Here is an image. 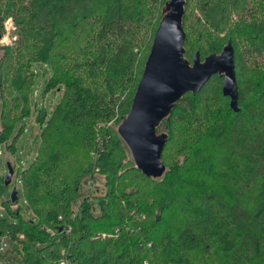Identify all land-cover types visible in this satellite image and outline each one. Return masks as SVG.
<instances>
[{
  "label": "trees",
  "instance_id": "16d2710c",
  "mask_svg": "<svg viewBox=\"0 0 264 264\" xmlns=\"http://www.w3.org/2000/svg\"><path fill=\"white\" fill-rule=\"evenodd\" d=\"M167 1L0 0V39L9 20L16 28L13 43L0 44V148L15 156L26 120L38 113L42 125L35 161L18 167L33 216L18 200L6 205L12 221L0 216L19 264H264V0H187L186 57L204 60L231 41L240 110L219 75L187 94L162 124L165 175L133 170L159 184L156 204L119 196L127 157L117 126ZM37 65L50 75L47 90L62 91L50 117L31 104ZM173 141L184 162L172 166ZM97 171L109 191L82 197Z\"/></svg>",
  "mask_w": 264,
  "mask_h": 264
},
{
  "label": "water",
  "instance_id": "95a60500",
  "mask_svg": "<svg viewBox=\"0 0 264 264\" xmlns=\"http://www.w3.org/2000/svg\"><path fill=\"white\" fill-rule=\"evenodd\" d=\"M187 0H170L162 9L150 55L144 67L128 115L118 126V134L129 147L136 168L146 177L161 179L167 170L163 153L169 134L158 129L169 121L179 102L189 93L197 95L213 76L223 78V94L230 106L239 112L235 50L230 41L220 54L202 60L197 52L192 60L186 58L184 30ZM14 176L11 164L5 176L8 186ZM14 190L11 201L16 203Z\"/></svg>",
  "mask_w": 264,
  "mask_h": 264
},
{
  "label": "rangeland",
  "instance_id": "374dc122",
  "mask_svg": "<svg viewBox=\"0 0 264 264\" xmlns=\"http://www.w3.org/2000/svg\"><path fill=\"white\" fill-rule=\"evenodd\" d=\"M161 15H162V12H161ZM6 30L7 32L5 36L0 39V44L5 45V46L12 44L13 41L16 39V37L14 36L16 28L11 20H9L6 23ZM152 45H151V48H152ZM150 52H151V49H150ZM188 60L190 61V59ZM35 71H36V79H35V84H34L33 91H32L31 104L33 108H37L38 110H41L43 114H46L47 117H50V114L53 108L57 104H59L61 101L62 91H59V89H55L51 91L47 90V85H48L50 75L48 73L46 74L44 67H42L41 65H37L35 67ZM1 111H2V101H1V92H0V113ZM21 126H22V123H18L16 125L14 129L13 137L19 134V130ZM41 126L42 125L40 121L38 120V113H36L32 118L26 120V124L24 126L23 131L17 136V139H16L17 152L15 156L8 153L5 145H3L0 148V151H1L0 176L7 175L9 163L13 165L14 164L17 165V167L15 168V174L11 180V183L8 186L4 185L2 188L0 187L1 188L0 189V216L3 218H7L10 221H12V217H11V214L8 212V207L6 205L8 204L10 205L9 202L11 201V195L14 190H17L18 192V206L22 208L23 217L26 220H28L30 219V217L33 216L32 209L29 207V205L26 202L21 179L18 176V167L20 164L21 167L26 168L35 161L37 157L38 149L40 147V142H41V138H40ZM118 126H117V132H118ZM162 133H167V131L165 127L162 128V125H161L160 128L158 129V134H162ZM124 146H125L124 148H125L126 157H127L126 158V163H127L126 169L127 170L123 171L122 175L124 176V173H125L127 177H122L121 182H120V184L122 183V186L121 185L117 186L119 196L127 192V200L131 199V201H134L135 203H138V202L143 203L147 199H149V201L155 205L157 202V198L160 195L159 184L146 182L134 174L133 170L138 169V168H136V164L134 162L132 153L125 142H124ZM177 147H178V143L173 141L170 145L168 156H166V160L169 165L173 166L178 162L179 163L184 162V158L177 153ZM94 175L95 177L93 179L87 178L83 180L81 184L80 195H82V197L84 198H87L90 196L92 197L104 196L109 191L107 184H106L107 183L106 177L104 175H101L98 171ZM81 201L77 202L78 203L77 206L81 203ZM96 216L97 217L102 216V212L99 211V209L96 210ZM207 262L208 264H218L216 259H214L213 257L209 258Z\"/></svg>",
  "mask_w": 264,
  "mask_h": 264
},
{
  "label": "built area",
  "instance_id": "2783aa9c",
  "mask_svg": "<svg viewBox=\"0 0 264 264\" xmlns=\"http://www.w3.org/2000/svg\"><path fill=\"white\" fill-rule=\"evenodd\" d=\"M1 154V151H0ZM13 246L8 236L0 237V264H19V261L12 257ZM7 258H9L7 260ZM60 264H66L64 261Z\"/></svg>",
  "mask_w": 264,
  "mask_h": 264
}]
</instances>
